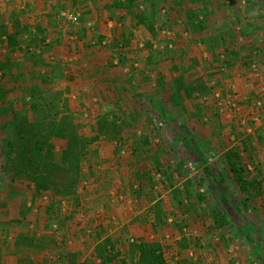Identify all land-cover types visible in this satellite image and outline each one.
Masks as SVG:
<instances>
[{
	"label": "crops",
	"instance_id": "0c3cea01",
	"mask_svg": "<svg viewBox=\"0 0 264 264\" xmlns=\"http://www.w3.org/2000/svg\"><path fill=\"white\" fill-rule=\"evenodd\" d=\"M181 1L168 0V9L184 12L162 26L153 17L156 10L147 9L157 7L155 0H0V27L5 25L7 33L0 37V109L33 122L34 115L53 109L58 111L53 123L62 125L64 117H71L79 136L100 147L85 211L67 200L56 204L52 215L51 196L33 197L34 183L10 184L7 192L1 186L0 264H111L95 257L97 246L112 234L120 245L119 236L168 241L169 264L183 258L186 264H253V258L259 260L254 264H264V257L252 249L254 229L244 235L238 224L242 220L218 229L202 209L209 207L207 200L190 195L183 212L174 198L177 188L191 192L195 185L188 180L201 175L213 158L223 164L225 154L237 147L248 180L259 181L263 189L244 212L259 207L264 214V6L251 9L249 0H237L238 7L233 0L232 7L229 0L220 5L221 0H184L186 6ZM62 11L79 15V22L62 18ZM147 14L150 22L138 18ZM9 35L15 37L12 43ZM165 49L172 56L160 58ZM226 49L230 55L225 58ZM154 117L165 126L181 125V133H163L161 138L186 144L182 158L197 159V170L190 175L184 170L181 181L174 155L145 143L153 140ZM106 118L119 128L101 132ZM200 142L213 152L192 146ZM183 162L185 168L190 165ZM213 185L212 202L218 206L224 188ZM105 208L117 224H108L110 234L94 226L95 215L104 214ZM177 221L200 247L178 248ZM53 223L61 225L57 232L64 235H48ZM79 224L85 229L80 231ZM241 234L251 245L239 246ZM126 254L121 264L139 259L131 247Z\"/></svg>",
	"mask_w": 264,
	"mask_h": 264
},
{
	"label": "trees",
	"instance_id": "16d2710c",
	"mask_svg": "<svg viewBox=\"0 0 264 264\" xmlns=\"http://www.w3.org/2000/svg\"><path fill=\"white\" fill-rule=\"evenodd\" d=\"M138 18L141 21L145 19L139 15ZM2 29L5 30V27L3 26ZM14 39V36L9 35V42L12 43ZM166 49L158 53L160 58L172 56ZM149 64L151 63L149 62ZM182 79H179L180 81L178 83L182 84ZM36 101L38 102V100ZM11 114L12 117H10ZM0 116V128L4 129L0 137V145L4 147V154L7 157L9 165L7 167L12 172H10V180L21 183H34L35 191L32 195L33 197L51 196V212H56V204L67 200L71 201L72 205L78 209L82 205V197L78 194V185L81 177L80 168L84 160L82 146L79 147L78 144L83 143V140L86 139L81 138L76 127L72 126L71 117L68 116L70 120L64 117L62 125H56L53 122L44 124L43 122H46L43 120L46 117L45 113L34 115L35 120L33 122V119L29 121L26 116L20 115L17 112L11 113L10 109L4 107L0 109ZM105 120L107 121V118L104 119V122L99 127L101 132L115 131L119 128L117 126L118 124H108ZM54 137L67 141V147L64 148L62 153L61 163H56L54 158L55 146L52 143ZM223 161L225 167L224 172L218 173V176H216L217 169L212 168L210 165L205 166L204 172L201 175H197L195 178L188 180L189 184L195 185L194 187L192 186L193 191L191 189V192H188L182 188H177L174 191V198L181 211H187L183 202L190 195H193L199 201H206L208 196L207 192H214V183H217L216 186L223 188H227L228 184L232 185L231 183H233L237 187V190H240L245 195L243 201L241 200L242 206L235 208L236 213L240 217H242V212L246 211L245 208H248L251 198H256L263 194L262 184L259 181L248 180L246 169H244L243 163L241 162L237 147L230 149L225 154ZM200 189L202 190V194H200ZM228 194L230 193L227 192L226 195H222L224 197L223 199L229 197ZM196 203L192 205H196ZM208 208L205 207L202 209L212 215L214 219L213 227L222 229L229 226L230 221L225 213L226 208L224 209L220 205L210 209ZM178 222L176 224L181 233V238L179 241L177 240L178 248L183 250L189 249L191 245L193 246L192 248L200 247L201 244L198 239L193 241V239L184 235V226H182L181 221ZM111 240V238H106L102 244L97 246L96 257H100L103 263L112 262L119 255L118 253L115 254L116 250ZM134 241L136 242L131 244L130 247L139 252V259L135 264H169L168 258H166L167 255L165 254L168 250L161 243L139 242L136 239ZM179 264H186V258H183Z\"/></svg>",
	"mask_w": 264,
	"mask_h": 264
},
{
	"label": "rangeland",
	"instance_id": "374dc122",
	"mask_svg": "<svg viewBox=\"0 0 264 264\" xmlns=\"http://www.w3.org/2000/svg\"><path fill=\"white\" fill-rule=\"evenodd\" d=\"M212 1L215 2L216 0H210V2H212ZM167 2H168V0H155V3H157V5H156L157 7H152V8L147 7V9H149V10H154V11L156 10L154 12L155 16H153V17L154 18H157L160 24L163 23L162 26L169 24L170 23V20L171 21H174L175 19H178L179 16L181 15V12H184V8L181 9V12L178 9H176L174 11H172V9H168V3ZM181 2H182V5L184 4V6H186V3H185L186 1L182 0ZM221 2H222V0L220 1V3L218 5L222 4ZM238 2L239 1H237V0H233V3H236L237 7H238ZM249 2L251 3V5H253V6H249V8H251V9L252 8L253 9H256L258 5H259V7L260 6L261 7L264 6V0H249ZM229 4H231L230 7L233 6L231 0H229ZM233 8H236V7H233ZM226 11H227V9L224 10V12H226ZM200 16H201V13L200 14L198 13V15H197V20L198 21H200V19H199ZM241 16L239 18H242ZM261 16L262 15H260V14L259 15H256L255 16L256 21H259V19H260ZM144 17H145V19L147 17L148 18L147 20L149 22H150V19H152L151 14L150 15L147 14ZM3 26L5 27V25H3ZM3 26L0 27V37L1 36H5L7 34L6 31H5L6 29L5 30L2 29ZM229 52L230 51H228L227 49L223 52V55L225 56V58H226V56H229L230 55ZM223 55H221V56H223ZM226 62L227 61H223L222 63H226ZM222 66L224 67V64ZM2 69L3 68H1L0 70H2ZM255 69H256L255 72H257V71L259 72L260 71V69H259L258 66L255 67ZM2 74H3V72L0 74V80L1 81H2V79H4V75L2 76ZM0 87H1V84H0ZM58 97H61V96H58ZM1 100H3L2 97L0 98V103H2ZM56 113H58V111L56 112L55 110L51 109V110L48 111L46 117L53 122L55 116L58 117V114H56ZM154 118L156 119V117H154ZM155 119H154V121H155ZM177 121H179V120H177ZM175 126H177V127H175ZM175 126L174 125L165 126L164 125V120H162V119H156L155 124H154V132L152 131V133H154L153 140L151 141V140L148 139V141L145 142V143L148 146L152 145V147H153L154 150H157V148L159 150L160 149H166V151H168L169 154L174 155V157L172 158V160H175L176 159V161L179 163L178 165L180 166V167H178V169H175L177 171V174L176 175H177L178 179L181 181L182 180V177L184 176V173H183L184 170H186L187 173H189V175L190 174H193L194 173V170L195 171L197 170V168H195V166L197 164L196 165L194 164V162L197 159L194 158V157H191V156H189L188 158H185V159L182 158L183 151H184V147L187 150L186 144H183L182 145V143L180 141H177V142H174V143L167 142V141H165V139L161 138L162 137L161 134H163V133L165 134V136L166 135H169L170 133H172V134L173 133H175V134L176 133H181L183 127L181 125H179V124H175ZM3 132H4V129L3 128L2 129L0 128V137H1V134H3ZM193 132L195 133L196 131L193 130ZM195 135H197V134L195 133ZM147 137H150V136L147 135ZM54 138L55 139H52V143L55 146V149H54V151H55L54 152L55 153L54 158H55L56 163H61V161H62V153H63L64 148L67 147V141H65L64 139H61V138H57V139H56V137H54ZM0 141H1V139H0ZM83 141H84L83 143L78 144L79 147L82 146L81 149H82V154H83V157H84L83 158L84 160L82 161V166L80 168V172H81L80 175H81V177H80V181H79V185H78V194L81 195V197H82V205L80 207H78V210L80 209V212L81 211H85V209H86L85 207L89 204V201H90V198H91V189H92L91 188L92 187L91 186V180H92L93 172H94L93 171V167H94V164H95V160L98 157L97 156L98 155V150L100 149V147L97 148V146L95 145L96 143H94V141H89V140H83ZM195 143H196V141H195ZM197 143H199V142H197ZM0 144H1V142H0ZM116 144L117 145L115 147L117 148V146H119L120 142L118 141ZM192 146L194 148L197 147L196 149H198L199 151H201V149H199V148H202L203 147L202 150H204L206 152V154H211L213 152V149L210 146H208L207 144H205L204 142H200V145L192 144ZM3 148L4 147L2 145H0V188H1V186L2 187L4 186L5 188L4 187L3 188L7 192L8 191V186L7 185L12 184L14 186H20L21 185V182H14V181L10 180V176H11L10 175V172L11 171L8 170L9 167H7V166H9V165H8V162H7V157L4 154L5 151H4ZM209 150H212V152H210ZM188 159H189V161H188ZM184 160H185V163H187V162L190 163V165H188V167H186V168L183 167V163H184L183 161ZM220 160L221 159L214 160V158H213V160H211L210 166H212V168L214 167L215 169H217V175L216 176L219 175L218 173L224 172V168H222V165L223 164H221ZM204 161H205V159H204ZM160 165H163V163L160 164ZM158 170L160 171V166H158ZM96 181H97V179H96ZM88 188H89V193L90 194L87 193ZM92 191L94 192V190H92ZM220 192H222V195L223 196L226 195L227 192L230 193V194H228L229 197H226V199H223L222 200V202L224 201L223 203H221V204L219 203L222 206V208H226L227 207L229 209L227 211V212H229L227 214L228 215L227 216L228 217V220L229 221L231 220L232 222H235V221L238 222L239 220H242L238 224H240L241 226L243 225L242 226V229H243V232L244 233L243 232L242 233L244 235L245 234L248 235L250 233L249 231L250 230L252 231V229H254L252 231V233L254 234V237H256V238L253 239L252 242H251L254 245L252 247V249L255 250V252L258 251V253L264 257V223H262L261 220H260V219H263L264 218V214H263L261 208H259V207H251V210L252 211L250 210V213H247V212L245 213L244 212L245 216L242 213V217H240L236 213V209H235L236 207H235V205H236L237 202L239 203V205H242V201L244 199V195L242 194V192L240 190H236V187L235 186L234 187H231L229 184L227 185V188L225 187L224 189H222V191H219V194H220ZM200 194H202L201 191H200ZM207 194H208V196H207V202L206 203L209 205V208L208 209L213 208V207H216V206H213L214 203L212 202L213 201V198H212V195H211L212 193H208L207 192ZM93 195H97V193L96 194H93ZM1 196H3V195H0V197ZM44 197H48V196L46 195ZM65 205L68 206L67 203ZM245 209L247 210V208H245ZM104 210H105V213L104 214L103 213H99V214H96L95 215V219L98 222L94 226L96 227V231H99L98 228H101V230H103L104 232L107 231L110 234V232H113V231H108V224L111 225L112 227L113 226H116L117 224L113 223V221H114L113 220L114 219L113 215L112 216L107 215V214L110 213L109 212L110 210H107L106 208ZM66 212H68V211H65V213ZM53 214L55 215L56 212H52V215ZM67 214H69V213H67ZM101 214H103V215H101ZM106 219H109L110 221L112 219V221L108 223V222H106ZM169 222H166V224H170ZM207 222L209 223L210 220H208ZM252 224L255 225L254 228H253V226H251L250 229H248L247 227L250 226V225H252ZM60 226L61 225H59V224L57 225V223H53L52 226H49V230L52 231V232H49L48 235H50L52 237H55V238H59L62 235H64V232L63 231L60 232L59 234L57 232V231H60V229H61ZM81 226L82 225L79 224V228L78 229L80 231H82L83 229H85V227L84 228H81ZM123 233H124V231H123ZM90 234H92V232H90L89 235ZM112 235H110V237L112 239L111 241H112L113 247L116 250L115 254L118 253L119 255H118L117 259H115L114 261L111 262V264H121L122 260H124V257L127 256V254H126L127 247H130L131 244L135 243L136 241H134V239H135L134 237H130V236L129 237L119 236L118 238L121 241V245H120V243L117 242L118 240H115V238H114L115 235L114 236H112ZM244 235L241 234L240 237L242 238V236L244 237ZM84 238L86 239L87 236L84 237ZM89 239H90V237H89ZM240 239H237L239 241V246L244 247V245H246L247 243H248V245H251V243L249 241L250 239L248 240L246 236L244 237V239L246 240V242H245L244 239H243L244 242H241ZM83 242L85 243L86 241H83ZM139 242L161 243V245L164 246V247L168 246L167 245V242L168 241L161 240L159 242V241H156V239H151V238L139 240ZM122 249H123L124 252L121 251ZM248 253L251 254V250H248ZM258 253H256L255 255H257ZM95 260L96 261H100V262L102 261V259L100 257H98V258L95 257ZM249 260H251V258ZM257 260L258 259L253 258V264L255 262H259V260L258 261Z\"/></svg>",
	"mask_w": 264,
	"mask_h": 264
},
{
	"label": "built area",
	"instance_id": "2783aa9c",
	"mask_svg": "<svg viewBox=\"0 0 264 264\" xmlns=\"http://www.w3.org/2000/svg\"><path fill=\"white\" fill-rule=\"evenodd\" d=\"M60 16L64 19H68L69 21L75 24H77L80 20L79 15L71 13L69 11H62Z\"/></svg>",
	"mask_w": 264,
	"mask_h": 264
}]
</instances>
